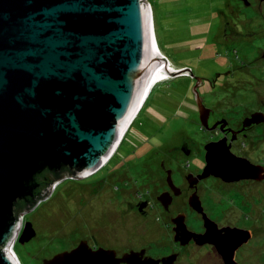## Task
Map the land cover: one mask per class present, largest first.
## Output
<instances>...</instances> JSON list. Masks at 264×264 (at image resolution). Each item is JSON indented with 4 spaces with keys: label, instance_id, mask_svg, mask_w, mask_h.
<instances>
[{
    "label": "water",
    "instance_id": "water-1",
    "mask_svg": "<svg viewBox=\"0 0 264 264\" xmlns=\"http://www.w3.org/2000/svg\"><path fill=\"white\" fill-rule=\"evenodd\" d=\"M148 5L146 0H0V264H19L10 249L22 226L15 205L33 196L38 173L68 166L76 177L88 176L119 146L144 89L161 68L175 69H167L174 77L193 76L156 48ZM198 87L199 82L194 93L202 114ZM220 144H209L201 178L232 180L229 175L251 168L230 151L231 157L225 155ZM179 227L184 234L185 224ZM35 236L26 222L20 242ZM141 253L117 257L114 249L80 243L43 264H141ZM232 256L225 257L227 264H234ZM165 258L146 264H166Z\"/></svg>",
    "mask_w": 264,
    "mask_h": 264
},
{
    "label": "rangeland",
    "instance_id": "rangeland-1",
    "mask_svg": "<svg viewBox=\"0 0 264 264\" xmlns=\"http://www.w3.org/2000/svg\"><path fill=\"white\" fill-rule=\"evenodd\" d=\"M146 2L153 14L156 46L173 66L189 68L193 76L171 75L161 83L155 82L122 134L123 143L115 161L104 165L93 177L80 181L65 178L58 185L54 184L46 198L33 209L24 211L37 234L28 242H16L10 247L20 264H43V259L73 246L79 235H84L89 228L83 215L88 216L102 198L103 203L113 201L114 209L119 210L117 213L126 216L124 213L129 210L130 203H136L142 194L151 197L155 191L158 182L156 161L164 158L172 162L175 174L180 175L201 169L203 155L193 151L191 155L175 160L174 153L175 146L184 137L200 144L207 137L197 123L196 112H192L188 104L189 96H193L194 88L202 78L224 73L218 82L211 81L209 87L199 85L198 93L204 95L211 90L218 96L225 84L223 77L229 79L230 75V79L244 80L245 84L253 86L257 95L252 88L241 90L239 101L251 110L264 111V104L260 102L264 100V0H247L246 3L243 0ZM196 77L200 79L194 83ZM252 152L264 162V143H256ZM88 182L94 183V189L88 184L78 186V183ZM219 186L212 180L204 185V203L208 211L213 216L224 214L223 218L228 222L250 226L254 234L251 248L242 257L264 264V186L251 194L217 192ZM91 196L98 202L92 207L85 205ZM158 215L156 211L142 219V228L157 225L154 231L152 227L149 230L153 241L147 242L149 239L143 235L134 240L138 233L131 235L128 231L127 245H146L154 256L168 251L169 236L163 221L157 219ZM130 221L128 217L125 223L129 225ZM26 222L22 223L19 234L23 233Z\"/></svg>",
    "mask_w": 264,
    "mask_h": 264
},
{
    "label": "flooded vegetation",
    "instance_id": "flooded-vegetation-1",
    "mask_svg": "<svg viewBox=\"0 0 264 264\" xmlns=\"http://www.w3.org/2000/svg\"><path fill=\"white\" fill-rule=\"evenodd\" d=\"M258 1L261 2L262 0ZM223 74L217 73L214 77L202 78L198 81L199 85L202 88L209 87L211 81L218 82L219 76ZM223 80L225 84L222 85L223 88H221L219 96L215 92L212 94L211 90L208 94L199 93L202 114L195 93H193V96L187 97L189 99L188 104L191 106L190 110L196 112L197 123L200 124L207 137L205 138L206 140L202 141L205 146L192 138H182L175 146L174 157L175 160H178L196 151L203 155L204 158L202 159L203 165L201 169L180 175V173L175 174L174 168L171 166L172 162L169 163L164 158L156 161L155 169L157 168L156 173L158 175L156 180L158 182H156L155 191H153L151 197L142 194L140 200L134 204L130 203L129 210L124 213L126 216L118 214L119 210L114 209L116 207L113 205V201H105L103 203L102 198V201L98 203L95 197L91 196L85 201V205L89 204L92 207L98 203V207L93 210L91 208L88 216L83 215V220L89 228L84 232V235H79L73 246L61 250L62 252L70 251L80 243H83L93 250H97L100 247L114 249L117 257H122L130 251H142L141 254L137 255L141 264H146V262L150 261V256H153L154 258H152L155 260L166 257V264H227L225 257L229 258L232 255L234 264H257L254 259L247 260L242 257L251 248L250 245L254 236L251 227L245 226L247 225L246 223L242 225L239 222H228L223 218L224 214L213 216L208 211L207 204L204 203V185L210 180H212V183L220 185L217 192L221 193L226 191L227 193L236 192L237 194H242L249 192L251 194L254 190L263 189L262 186H264V162L259 160L252 152L255 150L256 143H264V111L261 109L251 110V108L244 105L245 103L239 101L241 90L252 88L254 94L257 95V92L253 86L245 84L244 80L230 79V75L229 79L223 77ZM195 81L196 78L193 79L194 83H196ZM199 87L198 89H200ZM210 96H212V99ZM260 102L264 104V100ZM192 105L195 107V111ZM232 109L233 113H231ZM214 142L221 143L218 148L223 150L225 155H229L227 152L230 151L236 158L238 157L237 159L241 164L251 168L246 173L237 171V173L229 175L234 178L232 180H226L215 174H209L201 178L200 175L207 165L208 146ZM121 146L122 143L121 145L119 144L103 164L88 176L76 179V175L72 176L67 171H64L67 174L62 180L71 178L75 179V181H80L83 178L93 177L101 171L104 165L116 160L115 157ZM229 157L231 156L229 155ZM170 178L172 182H170ZM87 184L93 185L94 189L93 182L78 183V186ZM86 187L83 189H86ZM79 190L81 191V188ZM194 204L199 205L198 209L194 207ZM156 211L159 214L157 219L163 221V225L167 230L170 247L165 253L154 256L149 252L150 249L146 245L141 244L132 247L127 245V243L129 241L128 231L131 235L132 233H138L137 236L133 237L134 240H139L140 236L143 235L149 239L147 242L153 241L149 236V230L152 227L154 231L157 225L149 226L148 229L141 226L142 224L144 225L142 219L147 218ZM24 213L20 215L22 223L26 221L32 223ZM128 217L131 220L129 225L125 223ZM181 224L186 226L184 234L182 230H179ZM16 242H20L17 237L15 244ZM120 246L124 247L121 248ZM119 247L121 251L118 249ZM57 253H60V251ZM167 257H170V259L168 260ZM131 262L135 263L134 261ZM151 263L161 264L154 262V260H151Z\"/></svg>",
    "mask_w": 264,
    "mask_h": 264
},
{
    "label": "trees",
    "instance_id": "trees-1",
    "mask_svg": "<svg viewBox=\"0 0 264 264\" xmlns=\"http://www.w3.org/2000/svg\"><path fill=\"white\" fill-rule=\"evenodd\" d=\"M64 171H67V173L72 176L77 174V171L71 170L68 166L63 167L62 170L58 172L45 169L42 172L38 173L35 176V183L38 184V186L33 190V196H28L27 198L17 200L15 205L16 216L19 218L20 213L33 208V206L37 203L38 199L41 198L43 192H45V195L47 196L50 192L51 186L54 184L58 185L63 179V177L67 174H65Z\"/></svg>",
    "mask_w": 264,
    "mask_h": 264
},
{
    "label": "bare ground",
    "instance_id": "bare-ground-1",
    "mask_svg": "<svg viewBox=\"0 0 264 264\" xmlns=\"http://www.w3.org/2000/svg\"><path fill=\"white\" fill-rule=\"evenodd\" d=\"M148 4H149V3H148ZM148 6H150V5H148ZM149 15L151 16L150 13H149ZM150 26H151V31H152V36H153L154 44H155V46H156L157 44H156L155 34H154V31H153V30H154V29H153L154 26H153V19H152V16H151V19H150ZM156 48L159 49L160 53L162 54V52H161L159 46H158V47L156 46ZM169 63H171V62L169 61ZM169 70H170V71H171V70L173 71L174 69H173V68H170ZM170 76H171V74H169V72H168L167 70L165 71V69L161 68V70H159L158 73H157V74H156V75H155V76H154V77L148 82L146 88L144 89V91H143V93H142V96H141V98H140V101H139V103H138L136 109L134 110L133 114L131 115L130 119L128 120L127 124L125 125V127H124L123 132L121 133V135L125 132L126 127L129 125V123H130V121H131V118L137 113L138 108H139V105L142 103V101H144V98H145V96H146V93L149 91L150 88H152L153 84H154L155 82H158V81H160L159 83H161V82H163L165 79L169 78ZM156 85H157V84H156ZM15 260H16V257H15ZM16 261H17V263H18V260H16Z\"/></svg>",
    "mask_w": 264,
    "mask_h": 264
},
{
    "label": "clouds",
    "instance_id": "clouds-1",
    "mask_svg": "<svg viewBox=\"0 0 264 264\" xmlns=\"http://www.w3.org/2000/svg\"><path fill=\"white\" fill-rule=\"evenodd\" d=\"M150 5V4H149ZM153 15V14H152ZM164 57H166L167 59H168V62H169V58L167 57V56H165V55H163ZM166 71V70H165ZM139 110H140V108H139ZM139 110H138V112H139ZM14 245V244H13ZM13 245H12V247H13ZM14 253V252H13ZM14 255H15V253H14ZM15 257H16V255H15ZM19 263V262H18ZM20 264V263H19Z\"/></svg>",
    "mask_w": 264,
    "mask_h": 264
},
{
    "label": "built area",
    "instance_id": "built-area-1",
    "mask_svg": "<svg viewBox=\"0 0 264 264\" xmlns=\"http://www.w3.org/2000/svg\"><path fill=\"white\" fill-rule=\"evenodd\" d=\"M22 227V226H21Z\"/></svg>",
    "mask_w": 264,
    "mask_h": 264
}]
</instances>
